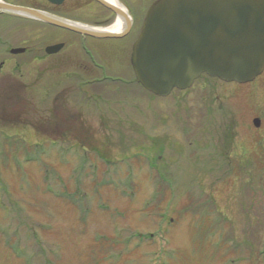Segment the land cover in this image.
<instances>
[{
	"label": "rangeland",
	"instance_id": "rangeland-1",
	"mask_svg": "<svg viewBox=\"0 0 264 264\" xmlns=\"http://www.w3.org/2000/svg\"><path fill=\"white\" fill-rule=\"evenodd\" d=\"M6 1L117 19L93 0ZM118 1L134 24L120 39L0 18V264H264V73L152 97L130 58L155 0Z\"/></svg>",
	"mask_w": 264,
	"mask_h": 264
},
{
	"label": "water",
	"instance_id": "water-1",
	"mask_svg": "<svg viewBox=\"0 0 264 264\" xmlns=\"http://www.w3.org/2000/svg\"><path fill=\"white\" fill-rule=\"evenodd\" d=\"M60 6L69 0H48ZM125 27L120 34L98 32L47 13L0 1V10L95 39H119L132 21L105 0H94ZM63 44L50 46L48 55ZM24 50H13V54ZM131 66L138 84L159 98L190 89L203 74L225 83L247 84L264 72V0H155L133 44ZM260 120L254 126L260 127Z\"/></svg>",
	"mask_w": 264,
	"mask_h": 264
},
{
	"label": "trees",
	"instance_id": "trees-1",
	"mask_svg": "<svg viewBox=\"0 0 264 264\" xmlns=\"http://www.w3.org/2000/svg\"><path fill=\"white\" fill-rule=\"evenodd\" d=\"M137 15V14H136ZM138 17V16H137ZM202 78H205V79H207V80H214V79H211V78H209V77H207V76H203ZM144 91V90H143ZM147 94H149L148 92H146ZM178 93H183V92H178ZM149 95H151L152 97H155V96H153L152 94H149ZM156 98V97H155ZM213 113L212 112H210V115H209V117H211V115H212ZM205 116H207L206 114H205ZM213 119H214V116H213ZM34 154H35V158L38 160V152H37V150L34 152ZM30 158H32L31 159V161L32 162H35L36 161V159L34 160L33 159V157L32 156H30ZM231 159V158H230ZM155 161H158V158L156 159H154ZM229 164H231L230 162H229ZM228 163H225V167H229L230 165H229ZM154 168H156V167H154ZM153 168V169H154ZM166 171V169H163V171H160L161 172V177L162 176H164V174L167 176V177H169L170 176V173H167V171ZM165 177V176H164ZM167 177H165V179H163L162 178V180L164 181V182H166V185L173 191V189H174V182L173 181H169V179L167 178ZM200 227H201V229H203V232L205 233V231H207L208 230V228H209V225H206V222L204 221L203 222V224L202 225H200ZM194 231H199V226L197 227V229H195ZM202 239H197L196 240V243H198V242H200V241H203L202 243H198L199 245H202L203 243H204V238L203 237H201Z\"/></svg>",
	"mask_w": 264,
	"mask_h": 264
},
{
	"label": "bare ground",
	"instance_id": "bare-ground-1",
	"mask_svg": "<svg viewBox=\"0 0 264 264\" xmlns=\"http://www.w3.org/2000/svg\"><path fill=\"white\" fill-rule=\"evenodd\" d=\"M105 1L127 13L125 7L118 0H105ZM124 27H125L124 21L121 18H117L116 21L112 25L105 27V28H95V29L98 32H108V33H113V34H120L122 30L124 29ZM85 28H88V27H85Z\"/></svg>",
	"mask_w": 264,
	"mask_h": 264
},
{
	"label": "flooded vegetation",
	"instance_id": "flooded-vegetation-1",
	"mask_svg": "<svg viewBox=\"0 0 264 264\" xmlns=\"http://www.w3.org/2000/svg\"><path fill=\"white\" fill-rule=\"evenodd\" d=\"M5 2H7V1L5 0ZM7 3H9V2H7ZM4 16H6V14H5L4 12H1V11H0V18H1V17H4ZM12 17H15L16 19H20V20H21V18H17L16 16H12ZM18 17H19V16H18ZM133 28H134V24L132 25V30H133ZM132 30H131V31H132ZM23 49L25 50L24 53H26L27 49H26V48H23ZM24 53H23V54H24ZM11 56H13V55H11ZM2 64H3V63H2Z\"/></svg>",
	"mask_w": 264,
	"mask_h": 264
}]
</instances>
